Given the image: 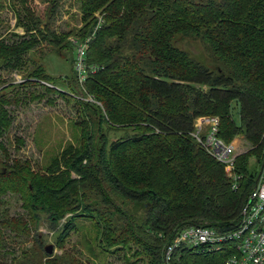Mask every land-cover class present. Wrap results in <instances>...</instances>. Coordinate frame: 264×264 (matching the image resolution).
I'll return each mask as SVG.
<instances>
[{
	"label": "trees",
	"instance_id": "trees-1",
	"mask_svg": "<svg viewBox=\"0 0 264 264\" xmlns=\"http://www.w3.org/2000/svg\"><path fill=\"white\" fill-rule=\"evenodd\" d=\"M19 2L26 34L0 39V70L20 66L45 41L63 44L48 24L42 26L33 0ZM82 7L86 36L77 39L91 37L87 78L81 83L75 55L71 74H40L33 83L72 92L91 111L86 134L99 125L105 141H93L97 136L91 133L86 152L67 161L80 178L43 174L21 161L1 163L0 202L19 195L32 216L0 219V247L8 232L31 233L38 224L36 204L58 217L85 204L108 225L111 244L135 243L149 264H166L164 249L180 229L232 230L255 187L258 172L250 159L264 162V0H82ZM99 10L101 20L92 14ZM72 46L76 51L73 41ZM12 102L0 98V133L11 125L6 106ZM201 115L220 118L219 136L227 143L240 135L247 141L248 150L236 157L238 189L225 165L192 135ZM102 124L133 130L109 142ZM227 257L180 249L170 264H224Z\"/></svg>",
	"mask_w": 264,
	"mask_h": 264
},
{
	"label": "rangeland",
	"instance_id": "rangeland-1",
	"mask_svg": "<svg viewBox=\"0 0 264 264\" xmlns=\"http://www.w3.org/2000/svg\"><path fill=\"white\" fill-rule=\"evenodd\" d=\"M33 1L42 26L48 24L63 39L61 45L67 47L45 41L29 51L20 66L0 70V98L13 101L6 106L11 125L0 133V165L4 160L21 161L43 174L68 172L70 178H80L79 172L68 166L67 161L86 152L88 145L92 144L91 133L99 135L100 139V131H97L100 127L93 125V132L86 134L90 126L85 120H91V111L79 106L72 92L71 96L64 88L62 91H48L44 85L33 82L40 80V74H50L58 79L73 72L77 50L72 41L86 36L82 30L87 15L82 0ZM92 14L100 20L104 16L100 10ZM21 16L23 7L19 0H0V39L14 41L26 34V29L19 25ZM191 49L195 54L199 53L194 46ZM81 99L87 100L88 97L82 96ZM233 105L234 119L239 124V107ZM205 116L209 115L199 116L196 122ZM101 127L108 130L109 142L133 130L126 127L113 130L105 124ZM97 137L93 141H100V144L105 141ZM232 142L238 155L248 150L243 136L235 137ZM87 164L85 159L80 166ZM262 165L258 164L256 157L250 159V166L258 175ZM86 208L81 204L77 211L58 217L36 204L34 210L38 224L29 235L6 234L5 247H0V264H149L150 257L141 246L135 243L128 247L122 243L111 244L108 225L97 212ZM109 211L112 214V210ZM132 211L136 214L142 212ZM16 216L29 219L32 214L24 208L19 195H6L0 202V219ZM50 245L53 247L51 254L46 251Z\"/></svg>",
	"mask_w": 264,
	"mask_h": 264
},
{
	"label": "built area",
	"instance_id": "built-area-1",
	"mask_svg": "<svg viewBox=\"0 0 264 264\" xmlns=\"http://www.w3.org/2000/svg\"><path fill=\"white\" fill-rule=\"evenodd\" d=\"M90 38L76 44L75 69L83 83L87 78L85 57ZM220 118L205 116L195 123L192 135L220 163L224 164L233 187L239 188L242 176L235 171L237 150L234 142L227 143L219 136ZM180 249L206 253L228 254L224 264H264V162L241 209L240 221L229 231H221L209 225H191L180 229L164 249V260L170 264Z\"/></svg>",
	"mask_w": 264,
	"mask_h": 264
},
{
	"label": "water",
	"instance_id": "water-1",
	"mask_svg": "<svg viewBox=\"0 0 264 264\" xmlns=\"http://www.w3.org/2000/svg\"><path fill=\"white\" fill-rule=\"evenodd\" d=\"M46 251L51 254L53 252V247L50 245V246H47L46 247Z\"/></svg>",
	"mask_w": 264,
	"mask_h": 264
}]
</instances>
